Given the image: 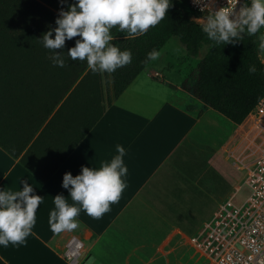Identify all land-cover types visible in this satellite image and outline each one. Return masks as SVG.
I'll return each mask as SVG.
<instances>
[{"label":"crops","instance_id":"crops-1","mask_svg":"<svg viewBox=\"0 0 264 264\" xmlns=\"http://www.w3.org/2000/svg\"><path fill=\"white\" fill-rule=\"evenodd\" d=\"M173 37L159 51L160 55H165L164 64H157L160 55L151 61L113 100L94 128L47 181L36 177L21 163L20 158L60 103L47 113L31 141L18 156L0 145V187L18 190L22 187L20 181L27 179L36 193L43 196V202L36 210V224L26 238L27 243L0 246V264H86L91 260L92 264L186 263L188 250L181 228L183 225L172 221L168 208L170 199L178 193L180 185L178 177L171 180L165 169L172 164L184 172L187 170L186 149L196 147V139L203 140L206 129L211 132L212 140L219 133L220 121L232 126L242 125L254 112L243 123L236 124L204 102L206 107L201 108L191 100L187 101L186 97L193 98L194 95L183 87V81L200 60V55H188L186 59L184 55L187 49L182 42L180 56L164 50ZM182 58L188 64L183 63ZM196 58L199 59L197 62ZM261 58L263 61L264 53H261ZM170 73L179 80H172ZM41 85L37 81L12 80L3 85L9 89L0 90V99L25 97L26 88ZM263 103L264 99L260 104ZM12 127L8 123H1L0 134L5 136L4 129ZM117 144L125 148L124 162L128 167L127 187L119 201L111 204L110 211L98 219L81 210L77 217V229L54 234L48 223L49 212L54 208V196L58 193L69 194L62 187L63 174L71 171L76 175L82 165L99 167L116 154ZM60 149L49 152L50 161L45 157V163L54 164L56 155L59 156L66 148L62 146ZM170 183L175 184L168 186ZM153 196L162 201L156 202ZM67 199L71 202L70 196ZM78 245H81L80 255L76 262L68 254L70 246L75 248Z\"/></svg>","mask_w":264,"mask_h":264},{"label":"trees","instance_id":"trees-1","mask_svg":"<svg viewBox=\"0 0 264 264\" xmlns=\"http://www.w3.org/2000/svg\"><path fill=\"white\" fill-rule=\"evenodd\" d=\"M75 0H67L74 3ZM60 0H0V90L12 80H31L40 87L26 88L25 97L0 99V124L12 125L0 134V145L12 155L31 141L45 120L52 117L34 139L21 163L41 181H47L74 148L94 128L106 109L118 98L151 62L146 59L153 49L160 51L167 41L177 36L190 56L197 57L204 43L207 53L191 69L183 87L207 106L236 124L243 123L264 99V62L258 53L256 37L245 35L242 42L211 47L212 42L198 23L200 14L189 0H173L165 17L143 35L126 38L125 33L112 29L113 43L132 51V62L113 73H93L86 61L72 60L67 55L78 37L66 40L63 67L52 63L50 50L43 47L40 37L55 27ZM54 36V33H53ZM255 65L257 71L248 68ZM3 84V85H1ZM69 92V93H68ZM67 97L62 101L64 95ZM62 101V102H61ZM43 111L46 112L43 114ZM2 129H0L1 131ZM66 149L56 155L54 164L49 152ZM19 151V152H18Z\"/></svg>","mask_w":264,"mask_h":264},{"label":"clouds","instance_id":"clouds-1","mask_svg":"<svg viewBox=\"0 0 264 264\" xmlns=\"http://www.w3.org/2000/svg\"><path fill=\"white\" fill-rule=\"evenodd\" d=\"M206 15L198 23L206 34L211 47L242 42L245 35L256 37L258 53H264V0H226L216 6L217 0H192ZM63 5L67 0H60ZM173 0H75L60 7L55 18V27H49L40 39L43 47L50 50V59L56 66L63 67L62 56L66 40L78 37L69 47L67 55L72 60L86 61L93 72L113 73L117 68L132 62L131 49H121L113 43L112 29L125 33L126 38L143 35L156 26L172 6ZM239 5V6H238ZM54 33V36H53ZM159 51L153 49L146 59L154 61ZM250 73L257 68L250 65ZM125 148L116 145V154L99 167L81 166L73 175L66 171L62 187L68 196L58 193L54 196V208L49 212L48 223L54 234L72 231L79 227L81 210L93 218H100L110 211V205L119 201L127 187L128 167L124 162ZM18 190L0 187V246L8 247L26 244L36 224V210L43 202V196L36 193L27 179L20 181ZM71 198V202L67 197Z\"/></svg>","mask_w":264,"mask_h":264},{"label":"rangeland","instance_id":"rangeland-1","mask_svg":"<svg viewBox=\"0 0 264 264\" xmlns=\"http://www.w3.org/2000/svg\"><path fill=\"white\" fill-rule=\"evenodd\" d=\"M181 44L178 37H173L164 50L180 56ZM209 48L208 43L203 44L200 56L198 55L199 59ZM160 56L157 64L163 65L165 55ZM184 56L188 59L187 51ZM199 59L196 58V62ZM182 61L188 64L184 58ZM169 75L172 80H179L171 73ZM186 99L191 100V103L197 107L198 105L201 108L206 107L195 95ZM210 133L206 129L204 139H196L197 146H189L186 149L187 170L179 171L172 164L165 169L171 180L178 177L180 185L178 193L176 192L170 199L168 208L172 221L176 220L183 225L180 227L186 237L188 250V260L184 264H212L219 252V249H214L215 245H210L212 233L215 234L214 227L218 223L225 225L230 222L235 213L231 212L232 206L240 207L246 200L247 168L260 145L264 143V103L260 104V107L242 125L232 126L220 121L218 135L211 140ZM174 184L170 183L168 186ZM153 198L156 202L162 201L154 196ZM92 262L93 260L86 264Z\"/></svg>","mask_w":264,"mask_h":264},{"label":"built area","instance_id":"built-area-1","mask_svg":"<svg viewBox=\"0 0 264 264\" xmlns=\"http://www.w3.org/2000/svg\"><path fill=\"white\" fill-rule=\"evenodd\" d=\"M189 3L201 16L206 15L207 9L202 12L192 0ZM223 4L226 0H217L216 6ZM245 185V202L240 207L232 206L235 213L230 222L214 227L210 245L219 252L212 264H264V143L248 165ZM80 246L69 249V258L76 262Z\"/></svg>","mask_w":264,"mask_h":264}]
</instances>
